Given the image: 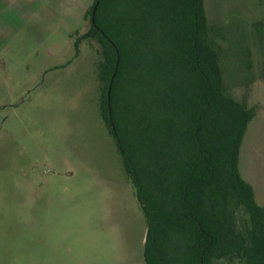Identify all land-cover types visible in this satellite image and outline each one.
<instances>
[{
	"label": "rangeland",
	"instance_id": "1",
	"mask_svg": "<svg viewBox=\"0 0 264 264\" xmlns=\"http://www.w3.org/2000/svg\"><path fill=\"white\" fill-rule=\"evenodd\" d=\"M92 4L0 0V264H145L146 219L100 111ZM203 4L225 92L255 110L237 168L264 206V0Z\"/></svg>",
	"mask_w": 264,
	"mask_h": 264
},
{
	"label": "trees",
	"instance_id": "2",
	"mask_svg": "<svg viewBox=\"0 0 264 264\" xmlns=\"http://www.w3.org/2000/svg\"><path fill=\"white\" fill-rule=\"evenodd\" d=\"M88 12L101 115L146 219L145 264H264V206L237 168L255 110L225 92L203 0H93Z\"/></svg>",
	"mask_w": 264,
	"mask_h": 264
},
{
	"label": "water",
	"instance_id": "3",
	"mask_svg": "<svg viewBox=\"0 0 264 264\" xmlns=\"http://www.w3.org/2000/svg\"><path fill=\"white\" fill-rule=\"evenodd\" d=\"M96 6H97L96 4L93 6L92 14H91V21H92L93 24H94V15H95V11H96ZM116 68H117V65H116ZM114 74H115V71H114V73H113V75H112V77L110 79V84H109L108 89H107V107H108V113H109L110 117H111L110 92H111V83H112Z\"/></svg>",
	"mask_w": 264,
	"mask_h": 264
},
{
	"label": "crops",
	"instance_id": "4",
	"mask_svg": "<svg viewBox=\"0 0 264 264\" xmlns=\"http://www.w3.org/2000/svg\"><path fill=\"white\" fill-rule=\"evenodd\" d=\"M1 238H2V237H1ZM2 252H3V251H2V249H1V257H3V254H2Z\"/></svg>",
	"mask_w": 264,
	"mask_h": 264
}]
</instances>
